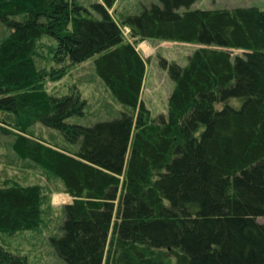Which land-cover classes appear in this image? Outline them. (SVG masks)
I'll return each mask as SVG.
<instances>
[{
  "label": "trees",
  "instance_id": "obj_1",
  "mask_svg": "<svg viewBox=\"0 0 264 264\" xmlns=\"http://www.w3.org/2000/svg\"><path fill=\"white\" fill-rule=\"evenodd\" d=\"M197 1L161 0L118 21L117 0H0V133L73 198L50 237L63 264H264V9H191ZM123 27L199 45L185 66L163 62L175 83L167 114L144 102L147 61ZM45 35L60 62L98 55L97 75L126 110L70 123L87 103L47 93L35 55ZM37 123L71 146L42 141ZM48 194L0 186V231L40 230ZM0 264L28 261L0 244Z\"/></svg>",
  "mask_w": 264,
  "mask_h": 264
},
{
  "label": "rangeland",
  "instance_id": "obj_2",
  "mask_svg": "<svg viewBox=\"0 0 264 264\" xmlns=\"http://www.w3.org/2000/svg\"><path fill=\"white\" fill-rule=\"evenodd\" d=\"M153 4L162 6L161 0H117L111 13L119 21L121 17L139 14L144 7H150ZM255 6L264 9V0H198L191 9L228 7L239 14V11H251ZM184 10L185 8H182L181 12ZM123 30L127 40L136 44L147 61L142 95L144 102L153 116L167 114L168 100L175 83L169 72L163 68V62H174L185 66L188 57L199 45L158 39L137 40L128 27H123ZM6 34L7 29L0 24V40ZM35 55L38 66L44 70V86L49 95L66 96L78 91L86 100L85 116H74L70 118V123L93 125L101 120L118 117L124 108L126 110L127 107H123L116 100L97 75L95 61L98 55L77 65L60 62L54 59L53 42L46 35L39 41ZM31 130L35 136L47 143L71 146L59 131L46 127L42 123L35 124ZM12 140L10 135L0 133V186L12 184L13 181L22 184H39L49 193L50 205L53 207L49 216L43 218L40 230L17 233L0 231V244L7 251L27 258L28 264H63L52 246L50 237L60 233V224L64 218L63 206L69 203L71 196L56 176L33 161L15 156L10 144ZM259 221L264 222V218H259Z\"/></svg>",
  "mask_w": 264,
  "mask_h": 264
},
{
  "label": "crops",
  "instance_id": "obj_3",
  "mask_svg": "<svg viewBox=\"0 0 264 264\" xmlns=\"http://www.w3.org/2000/svg\"><path fill=\"white\" fill-rule=\"evenodd\" d=\"M73 198H71V200L69 202H72Z\"/></svg>",
  "mask_w": 264,
  "mask_h": 264
}]
</instances>
